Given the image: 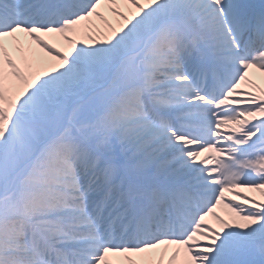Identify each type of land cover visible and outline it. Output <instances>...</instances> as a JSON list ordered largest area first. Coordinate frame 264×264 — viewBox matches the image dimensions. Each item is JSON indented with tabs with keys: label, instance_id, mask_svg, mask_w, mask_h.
Returning a JSON list of instances; mask_svg holds the SVG:
<instances>
[{
	"label": "snow or ice",
	"instance_id": "snow-or-ice-1",
	"mask_svg": "<svg viewBox=\"0 0 264 264\" xmlns=\"http://www.w3.org/2000/svg\"><path fill=\"white\" fill-rule=\"evenodd\" d=\"M0 264H264V0H0Z\"/></svg>",
	"mask_w": 264,
	"mask_h": 264
}]
</instances>
